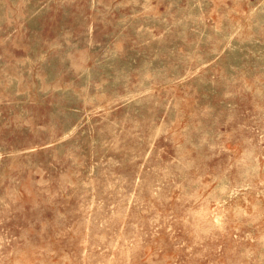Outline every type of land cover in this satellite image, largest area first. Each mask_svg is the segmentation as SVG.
I'll list each match as a JSON object with an SVG mask.
<instances>
[{
  "label": "rangeland",
  "instance_id": "rangeland-1",
  "mask_svg": "<svg viewBox=\"0 0 264 264\" xmlns=\"http://www.w3.org/2000/svg\"><path fill=\"white\" fill-rule=\"evenodd\" d=\"M0 264H264V0H0Z\"/></svg>",
  "mask_w": 264,
  "mask_h": 264
}]
</instances>
